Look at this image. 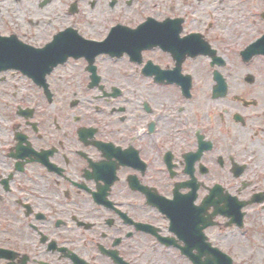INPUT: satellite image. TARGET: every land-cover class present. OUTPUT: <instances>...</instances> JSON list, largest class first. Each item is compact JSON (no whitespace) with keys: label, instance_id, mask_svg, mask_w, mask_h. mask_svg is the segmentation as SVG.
Listing matches in <instances>:
<instances>
[{"label":"flooded vegetation","instance_id":"1","mask_svg":"<svg viewBox=\"0 0 264 264\" xmlns=\"http://www.w3.org/2000/svg\"><path fill=\"white\" fill-rule=\"evenodd\" d=\"M225 1L0 0V264L264 243V9Z\"/></svg>","mask_w":264,"mask_h":264},{"label":"rangeland","instance_id":"2","mask_svg":"<svg viewBox=\"0 0 264 264\" xmlns=\"http://www.w3.org/2000/svg\"><path fill=\"white\" fill-rule=\"evenodd\" d=\"M252 5L256 9H264V0H226L221 12L224 17L242 21ZM96 12L97 9L94 14ZM259 239V235L248 238V235L239 236L238 234L237 241L231 240L235 250L234 264H264V243Z\"/></svg>","mask_w":264,"mask_h":264},{"label":"water","instance_id":"3","mask_svg":"<svg viewBox=\"0 0 264 264\" xmlns=\"http://www.w3.org/2000/svg\"><path fill=\"white\" fill-rule=\"evenodd\" d=\"M212 258H207L205 261L195 260L193 264H230L227 259L221 258L216 252H211Z\"/></svg>","mask_w":264,"mask_h":264}]
</instances>
